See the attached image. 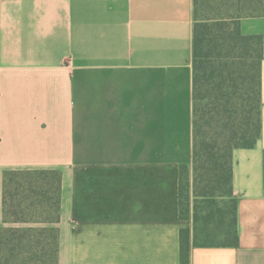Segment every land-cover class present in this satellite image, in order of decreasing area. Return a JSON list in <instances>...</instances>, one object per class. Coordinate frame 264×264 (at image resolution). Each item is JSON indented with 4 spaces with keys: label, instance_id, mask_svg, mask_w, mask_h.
<instances>
[{
    "label": "crops",
    "instance_id": "obj_1",
    "mask_svg": "<svg viewBox=\"0 0 264 264\" xmlns=\"http://www.w3.org/2000/svg\"><path fill=\"white\" fill-rule=\"evenodd\" d=\"M193 0H0V228L7 170L61 172L58 264H180L193 150ZM261 134L233 151L236 246L189 264H264Z\"/></svg>",
    "mask_w": 264,
    "mask_h": 264
},
{
    "label": "trees",
    "instance_id": "obj_2",
    "mask_svg": "<svg viewBox=\"0 0 264 264\" xmlns=\"http://www.w3.org/2000/svg\"><path fill=\"white\" fill-rule=\"evenodd\" d=\"M192 15L193 150L181 175L190 171L205 205L195 229L180 230V264L191 245H237L233 151L261 134L263 38L243 34L240 20L264 16V0H193ZM2 185L0 264H58L61 172L7 170Z\"/></svg>",
    "mask_w": 264,
    "mask_h": 264
},
{
    "label": "rangeland",
    "instance_id": "obj_3",
    "mask_svg": "<svg viewBox=\"0 0 264 264\" xmlns=\"http://www.w3.org/2000/svg\"><path fill=\"white\" fill-rule=\"evenodd\" d=\"M180 200H181V204H180L181 220L183 224L188 225V227L185 228L193 231L195 229L194 212L195 211L201 212L204 208L205 203H203L199 199H195L193 196L192 186H191V174L189 170L188 171L184 170V173L181 175Z\"/></svg>",
    "mask_w": 264,
    "mask_h": 264
}]
</instances>
